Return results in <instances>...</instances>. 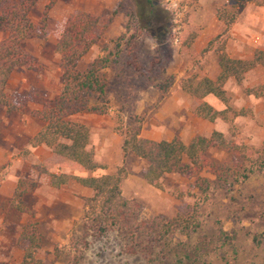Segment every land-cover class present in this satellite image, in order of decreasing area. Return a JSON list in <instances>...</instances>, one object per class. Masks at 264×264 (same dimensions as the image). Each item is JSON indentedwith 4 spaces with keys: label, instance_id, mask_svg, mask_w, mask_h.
I'll list each match as a JSON object with an SVG mask.
<instances>
[{
    "label": "rangeland",
    "instance_id": "rangeland-1",
    "mask_svg": "<svg viewBox=\"0 0 264 264\" xmlns=\"http://www.w3.org/2000/svg\"><path fill=\"white\" fill-rule=\"evenodd\" d=\"M110 2L41 0L30 13L40 34L28 40L25 47L39 67L12 73L7 94L16 110H0V264H22L27 243L21 236L31 230L44 236L45 245L37 252L44 264H264V168L249 177L243 175L248 173L251 161L264 155V98L246 92L264 85V68L249 72L242 84L233 80L226 84L231 106L247 111L233 123H211L196 117L193 111L198 101L179 87L180 81L189 76H216V51L222 46L234 58H251L256 50L264 51V3L246 4L225 34L215 11L222 0H162L160 9L169 12L177 26L174 35L183 27L200 30L192 54L182 51L176 39L157 46L145 33H137L133 0H118L114 8H110ZM117 9L110 30L79 63L80 71L93 69L113 82L111 65L123 52L124 57L137 59L147 70L162 58L166 72L157 83L158 89L141 91L134 105V113L141 119V136L189 142L196 135L219 131L229 140L243 143L251 158L212 149L207 156L214 168L192 175L167 174L157 187L143 178L147 167L144 160L134 155L123 157V137L115 129L116 116L125 124L130 120L119 111L117 101H91L86 110L71 116V121L90 127L89 148L107 167L89 175L114 173L125 167L128 175L122 192L141 206L142 221L184 216L188 226L183 224L159 240L127 228L104 236L91 233L82 218L84 199L93 192L75 181L54 188L50 182L53 174L72 172L49 148L29 145L43 127V122L31 117V111L62 92L56 46L68 17L86 11L105 21ZM3 38L0 32V40ZM210 42L212 47L205 51ZM155 74L160 71L156 69ZM163 92L167 95L162 99ZM219 105L224 107L221 102ZM17 194H21L28 211L11 207V202H18Z\"/></svg>",
    "mask_w": 264,
    "mask_h": 264
},
{
    "label": "trees",
    "instance_id": "trees-1",
    "mask_svg": "<svg viewBox=\"0 0 264 264\" xmlns=\"http://www.w3.org/2000/svg\"><path fill=\"white\" fill-rule=\"evenodd\" d=\"M41 0H0V32L4 38L0 40V110L10 113L16 108L7 94L12 73L20 68L38 69L35 57L27 50L25 43L40 34V27L35 24L30 13ZM216 7V16L224 25L223 33H228L236 23L246 4L262 5L264 0H222ZM136 14L133 20L138 26L137 33H145L157 46H162L176 39L181 49L193 52V45L200 36L197 27H183L173 34L177 27L172 15L160 9L162 0H133ZM50 7V6H48ZM120 7V6H119ZM118 14V9L108 20L99 16L77 11L72 13L64 26L56 51L60 55V78L62 92L59 96L47 99L41 108L32 110L31 117L43 122V128L30 140L32 148L45 146L62 159L65 168L72 174H53L51 185L60 188L75 181L81 186L91 189V197L84 199L83 221L91 233L104 236L115 229L127 228L131 233L139 232L150 240H159L172 231L186 224L183 215L169 220L149 218L141 220V206L124 197L122 184L128 173L125 167L114 173L91 176L98 170H106L100 164L94 152L89 148L91 129L88 125L71 121L74 114L86 110L91 101L110 103L113 99L119 105V111L127 114L130 123L116 116V130L123 137L122 154L126 158L134 155L147 164L143 172L144 180L153 186H159L163 176L167 174L192 175L214 168V162L207 156L209 150L218 149L233 155L251 159L243 143L232 141L225 134L213 131L209 136L196 135L188 143L179 138L155 141L141 136V119L134 113V105L141 91L157 88V83L166 72L165 61L159 58L145 69L137 59L119 55L113 61L114 83L103 79L93 69L80 71L79 63L99 40L110 30L111 24ZM46 19V13L42 22ZM135 36H133L134 39ZM212 42L205 49L208 51ZM217 62L220 73L215 80L197 75L183 78L179 87L182 92L197 100L193 114L205 121L214 123L218 120L233 123L237 117L245 116V109L237 110L231 106L230 95L225 86L233 80L242 84L246 75L257 67L264 68V51L256 50L251 59L232 58L222 46L217 50ZM156 69L160 74L156 75ZM162 87V86H161ZM167 88V87H165ZM255 97L264 98V85L246 90ZM167 95L163 92L162 99ZM216 97L224 106L217 110L205 98ZM264 168V155L251 161L247 167L251 173ZM83 174H88L83 176ZM18 202H11V207L21 212L28 211L21 201V194L16 195ZM188 226V224H186ZM158 234V235H157ZM21 239L26 243L22 264H44L37 258V252L45 245L44 236L36 230L25 232Z\"/></svg>",
    "mask_w": 264,
    "mask_h": 264
},
{
    "label": "crops",
    "instance_id": "crops-1",
    "mask_svg": "<svg viewBox=\"0 0 264 264\" xmlns=\"http://www.w3.org/2000/svg\"><path fill=\"white\" fill-rule=\"evenodd\" d=\"M110 1H111V2H110ZM109 2H110V6H111L110 8H114V7L116 6V4L118 3V0H109ZM229 55H230V54H229ZM230 56H231V55H230ZM253 56H254V54H253ZM253 56H252V57H253ZM231 57H232V56H231ZM252 57H251V58H252ZM232 58H234V57H232ZM251 58H235V59H251ZM218 68H219V66H218ZM219 73H220V69H219V71L217 72V75H216V76H205V77H208V78H210V79H212V80H215V79L218 77ZM205 101H207L210 105H212V106H213L214 108H216L217 110H222V109L224 108V107H221V106L219 105V102H220V101H219L216 97H214V96H212V95L207 96V97L205 98ZM219 108H222V109H219ZM43 126H44V124H43ZM42 128H43V127H42ZM42 128H41V129H42ZM41 129H40V130H41ZM40 130H39V131H40ZM39 131H38V132H39ZM38 132H37V133H38ZM37 133H36V134H37ZM36 134H35V135H36ZM35 135H34V136H35ZM34 136H33V137H34ZM33 137H32V138H33ZM32 138H31V139H32ZM31 139H30V140H31ZM181 140H182V139H181ZM184 142H185V141H184ZM186 143H188V142H186ZM50 182H51V180H50ZM82 187H83V186H82ZM54 188H55V187H54ZM90 190H91V189H90ZM91 191H92V190H91Z\"/></svg>",
    "mask_w": 264,
    "mask_h": 264
}]
</instances>
